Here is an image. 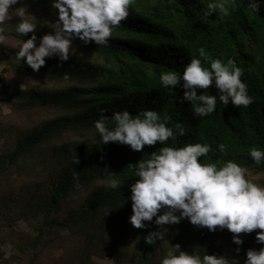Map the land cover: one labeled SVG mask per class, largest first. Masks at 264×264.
I'll return each mask as SVG.
<instances>
[{
    "label": "trees",
    "instance_id": "1",
    "mask_svg": "<svg viewBox=\"0 0 264 264\" xmlns=\"http://www.w3.org/2000/svg\"><path fill=\"white\" fill-rule=\"evenodd\" d=\"M31 5V11L58 19L57 10L51 7V0H21ZM210 0H134L129 16L113 30L108 44H85L78 38L73 44L90 54L87 60L61 61L46 57V64L38 71L50 87L34 86L25 92L18 89L10 94L13 102L23 110L45 108L58 112L49 121L24 131L14 148L0 155V176L30 157L53 138L71 132L79 133L75 140L54 146L50 157L55 160V174L43 191L32 193L37 210L45 212L44 220L57 211L71 195L94 185L92 191L69 213L70 221L86 231L93 228L110 258L117 264L120 247L131 238L137 248L136 264H151L158 252L166 254L172 245L180 244L182 251L189 247L203 257L205 254L221 253V244L226 236L239 254L246 258L249 248L264 247L257 243L256 232L241 233L242 245H236L233 233L219 226L215 232L198 227L185 218L178 224L165 225L168 228L164 241L154 245L145 242V236L158 230L152 222L146 228H136L129 217L132 212L130 185L138 179L130 165L147 160L162 146L183 147L189 143H209L212 151L201 157L202 163H224L233 160L249 170L264 174V163L257 165L249 155L253 146L264 150V0L259 13L248 10V0H235L229 5L230 14L223 16L219 11L210 17L203 13ZM13 7V6H12ZM30 12V10H27ZM31 19V18H30ZM20 17L12 18L4 25L2 34L19 40L13 26ZM52 27L39 30V38L52 31ZM205 48L212 59L224 63L235 60L244 70L241 77L248 86V93L254 98L249 106L235 107L231 102L225 106L218 99L215 86L199 90L198 94L217 95L216 111L208 116L194 115L193 106L183 101L184 89L164 87L160 75L165 71L181 73L193 57H199V48ZM18 50L12 49V54ZM16 57V56H15ZM204 67L210 68V61L199 57ZM17 59V58H16ZM18 60V59H17ZM14 62L19 68L32 69L24 61ZM52 83L55 85L52 87ZM182 83V82H181ZM57 86V87H55ZM1 99L0 102H11ZM145 109H153L167 118L169 127L181 123L186 129L183 136L169 138L165 145L145 146L143 151H134L129 145L109 142L103 144L94 122L104 117L111 127L113 113L128 110L133 116ZM227 145V152H220L218 145ZM79 160V163H77ZM111 179L123 182L116 189L109 187ZM37 186V185H36ZM22 199H26L23 196ZM27 198L26 200H28ZM32 211V210H31ZM163 209L161 210V214ZM179 215V213H177ZM65 224V223H64ZM57 223L58 227H65ZM88 229V230H91ZM117 231L113 239V232ZM39 231H43L40 227ZM39 237V236H38ZM110 237V241H106ZM105 238V239H104Z\"/></svg>",
    "mask_w": 264,
    "mask_h": 264
},
{
    "label": "clouds",
    "instance_id": "2",
    "mask_svg": "<svg viewBox=\"0 0 264 264\" xmlns=\"http://www.w3.org/2000/svg\"><path fill=\"white\" fill-rule=\"evenodd\" d=\"M19 0H0V33L13 17L11 9ZM134 0H51V7L57 10L58 19L51 23L52 31L39 38L37 46V23L35 16L26 7H19L20 17L14 29L20 36H31L22 40L15 56L34 71L46 64V57H59L68 61L76 54L73 40L78 38L85 44H108L113 30L129 16ZM262 0H248V10L259 13ZM229 5L235 0H210L204 10V17L219 11L223 16L230 14ZM32 17L31 19L29 17ZM3 36H0V41ZM199 57L210 61V68L204 67L199 57H193L181 73L165 71L160 75L162 86L185 91L183 101L193 106L197 117L208 116L216 111L217 95L198 94L212 86L218 90V99L225 106L231 102L235 107L249 106L254 98L248 93L247 84L241 77L244 70L235 60L212 59L205 48H199ZM182 82V83H181ZM113 126L104 117L94 122L103 144L116 142L129 145L134 151H143L145 146L165 145L169 138L183 136L186 129L181 123L169 127L167 118L153 109H145L133 116L128 110L113 113ZM220 152H227V145H218ZM212 151L209 143H189L183 147L162 146L147 160L130 165L138 179L130 185L133 214L130 223L136 228H146L152 222L159 226L145 236V242L154 245L164 241L168 228L165 225L178 224L187 218L198 227L215 232L217 227L233 233L232 240L242 245L241 233L256 232L257 243L264 245V185L248 178L249 169L233 160L224 163H202L200 158ZM249 155L260 165L264 163V150L253 146ZM79 163V160H77ZM122 181L111 179L109 187H121ZM163 212L161 214V210ZM179 213V215H177ZM237 252L240 251L238 247ZM160 264H229L223 255H200L181 250V245L172 248L160 260ZM244 264H264V247L249 248Z\"/></svg>",
    "mask_w": 264,
    "mask_h": 264
},
{
    "label": "rangeland",
    "instance_id": "3",
    "mask_svg": "<svg viewBox=\"0 0 264 264\" xmlns=\"http://www.w3.org/2000/svg\"><path fill=\"white\" fill-rule=\"evenodd\" d=\"M19 7L30 10L28 13L35 16L34 22L37 23L39 30L52 27L51 23L57 20L50 15L35 14L31 11V5L28 3L26 5L21 0L10 10L12 18L17 17ZM0 36H3V40L0 41V98L12 99L11 102H0L1 155L7 154L14 148L17 139L24 131L49 121L58 112L45 108L23 110L13 105V102L19 100L10 98L9 95L17 89L25 92L34 89V86L49 88L51 84L43 82L45 79L39 77L38 71L19 68L14 63L19 61L12 54V49L18 50L22 40L6 36V33H0ZM36 43L38 46L39 42ZM73 47L77 52L70 56L71 59L83 61L91 57L83 48L74 44ZM54 85L52 83V87ZM79 136V133L71 132L53 138L38 150L36 156L23 161L21 166L9 168L0 176V264H117L107 253L105 254L108 250L105 249L104 243L100 249L99 242L103 236L97 239L93 228L84 231L70 221V211L81 203L94 185L71 195L68 201L58 207L57 211L46 220H44L45 212L41 211L38 215L33 213L37 210V206L30 204L34 201L31 197L32 193L36 192V189L42 192L43 187H46L49 179L55 174V160L50 157L51 149L64 142L75 140ZM248 178L264 185L263 173L249 170ZM19 195L29 199H22ZM57 223H65V227H58ZM40 227L43 231H39ZM116 233L115 230L113 239ZM105 240L110 241V237ZM119 249V257L123 264H136L138 251L131 238H127ZM189 249L187 252L195 253L191 247ZM220 249V255L225 256L229 264H244L245 258L236 251L230 236L223 239ZM164 255L163 250L159 251L151 264H160Z\"/></svg>",
    "mask_w": 264,
    "mask_h": 264
}]
</instances>
